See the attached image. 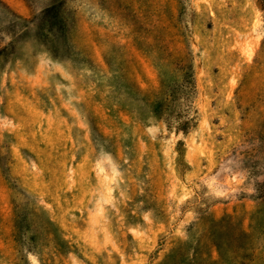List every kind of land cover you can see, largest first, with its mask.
<instances>
[{
    "label": "rangeland",
    "instance_id": "obj_1",
    "mask_svg": "<svg viewBox=\"0 0 264 264\" xmlns=\"http://www.w3.org/2000/svg\"><path fill=\"white\" fill-rule=\"evenodd\" d=\"M46 2L0 0V264H264L263 0Z\"/></svg>",
    "mask_w": 264,
    "mask_h": 264
},
{
    "label": "trees",
    "instance_id": "obj_2",
    "mask_svg": "<svg viewBox=\"0 0 264 264\" xmlns=\"http://www.w3.org/2000/svg\"><path fill=\"white\" fill-rule=\"evenodd\" d=\"M66 1L68 0H47L45 7L40 12V14L42 15L49 14L52 17V23L48 25V27L46 28V32L52 35L53 38L55 37V33L60 34L63 29L62 24H64V22L60 16V10ZM19 20L22 19L13 16L11 19V24L18 22ZM8 47H10V43H8L7 45H5L3 48L0 49V55H3L9 49ZM188 70H189V65H186L184 67V74H183L184 81H186L185 77L188 76ZM183 88H184L183 85L179 86V89L183 90ZM158 108H159V104L157 102L153 108V112L155 115L158 114Z\"/></svg>",
    "mask_w": 264,
    "mask_h": 264
}]
</instances>
